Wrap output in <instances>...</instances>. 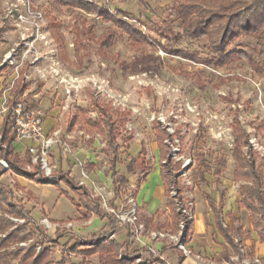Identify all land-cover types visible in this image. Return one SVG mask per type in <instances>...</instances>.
I'll return each instance as SVG.
<instances>
[{
	"label": "rangeland",
	"instance_id": "1",
	"mask_svg": "<svg viewBox=\"0 0 264 264\" xmlns=\"http://www.w3.org/2000/svg\"><path fill=\"white\" fill-rule=\"evenodd\" d=\"M93 1L112 9H122L128 17L140 16V22L135 25L153 43L136 46L128 35L111 21L102 17L99 19L92 17L80 8H71L66 5L56 6L49 0H33L34 6L43 12L44 26L51 47L54 49V58L58 61L62 72L73 78L86 79L99 76L104 80V84L109 90V96L104 99L112 101L113 109L130 111L122 138L118 139L122 144V150L125 149L122 155L123 163L117 167L119 172L126 174L125 163L128 161L126 152L133 156L137 155L141 141L144 142L147 150L145 159L150 160L153 167H158L159 150L156 148L152 122L159 123V127L168 136L165 138V144L168 145L169 154L172 147L180 149L177 156L173 158L175 162L179 160V171L182 169V163L186 159H190L185 169L187 176L192 181L190 189L192 195L188 198L193 202V211L198 218L201 215L202 204L204 222L212 227L214 239L217 238L204 196L209 194L218 201L219 192L224 191L223 221L229 224L228 211L240 222L244 220L246 212L237 206L240 200L238 184L232 180L231 147L234 137L231 124L236 113L239 123L249 134L253 148L264 155V70L260 73L254 72L251 66L242 59H233L222 66H214L206 65L202 60L190 61L166 52V49L171 47L168 42L169 36L180 31V20L171 15L174 0ZM3 2L4 0H0V13ZM89 28H91L90 34L93 39L88 40V37H83V43L87 44L80 51L82 59L79 62L74 47L76 31ZM161 28L167 31L166 34L169 36L166 37L165 34L161 36ZM110 30L114 32L111 39L112 44L109 48L102 50L99 47V41ZM10 38L7 41H0V60L3 52L11 45L12 41H15L12 30H10ZM233 44L236 49L250 52L251 47L255 44V39L239 36ZM181 47L199 52V56L202 58L212 56L203 39L185 38L181 42ZM42 55L47 58L41 59V66L47 68L48 56L51 54L46 53L44 49ZM12 75L13 69L10 67H5L0 71V89L2 85L10 83ZM89 83L90 80H87L77 96L78 99L73 98L72 100L73 102L78 100L80 105L86 108L91 104L89 102V92L91 91ZM72 84H76V82L73 81ZM36 88H39V92L28 99L27 104L41 108L46 115H50L49 117L54 119L52 114L56 111V107L65 101L63 82L48 78L42 83L31 84L28 91ZM4 95L7 94L0 93V108ZM49 111L52 114H47ZM258 126H262L263 130L257 131L255 128ZM87 127L82 124L79 130L84 134L79 136L77 133L73 138L68 139V149L65 151L61 145L65 138L61 137V144L58 143L48 151L47 161L67 172L76 182H78L76 175L79 174V170L86 171L88 179L83 185L92 195L100 197L101 211L109 215L106 207L124 205L125 194L131 193L136 201V192L139 189L137 179L143 173L142 166L138 161L133 167V173L127 174L129 177L127 189L114 198L107 171V157L101 152L104 141L99 134L93 133V142L90 145L86 144V140L91 136L86 133L85 128ZM129 136H131V140L125 144L122 139ZM26 146L25 142L23 146L20 141L14 142V148L17 152H21V156L27 149ZM198 155H203L208 164L204 182L199 181L195 176L194 160ZM219 161H222V164ZM218 168L221 170L219 176L215 173ZM0 179L3 183L9 181L6 173ZM155 181V176L150 175L149 185L154 184ZM59 186L67 193L60 195L61 191L55 185L37 183L35 187H32L36 199L27 193L25 195L27 199L25 206L27 209H32L33 217L29 214L30 226L38 227L37 240H43L45 245L52 247L53 258L56 261L63 258L65 264H86L87 261L98 263L97 255L84 256L80 252L82 247H79L72 257L68 256V249L77 239L89 240L92 234H101L107 230L105 217L93 216L87 224L65 230L61 228L63 231L60 232V236H57L55 232L56 223L50 222L49 218H47L49 226L41 222V219L46 216L45 210L41 208L42 203L50 209L52 216H67L64 219L65 222L78 221L76 220L77 215H74L77 208L69 198L72 197L76 200L73 192L63 184ZM173 190L172 188L169 191V197L173 196L171 192ZM137 211L139 213L144 211V207L138 205ZM0 214L6 217L5 214L8 213L0 211ZM163 217H167L171 221V212L168 208ZM14 226L0 232V235L13 230ZM121 236L122 234L118 237L122 238ZM3 238L0 236V241ZM46 238H53L54 244ZM18 243L11 242L6 249L8 251L15 250L19 247ZM134 247L137 248L140 245L136 243ZM243 247L247 249L246 245ZM17 261V258L9 257L6 263L0 264H14Z\"/></svg>",
	"mask_w": 264,
	"mask_h": 264
},
{
	"label": "trees",
	"instance_id": "2",
	"mask_svg": "<svg viewBox=\"0 0 264 264\" xmlns=\"http://www.w3.org/2000/svg\"><path fill=\"white\" fill-rule=\"evenodd\" d=\"M54 5H66L68 7L80 8L86 12H93L105 20L111 21L128 35L131 42L136 46H144L152 44L148 36L136 27V23L140 22V16L128 17L127 13L119 8H113L114 15L108 12L107 7L86 0H49ZM171 15L180 20V31L173 33L171 36L166 34L167 31L160 29V34L169 36L170 48L166 52L177 55L190 61L202 60L206 65L222 66L233 59L245 60L254 72H262L264 70V0H174L171 7ZM126 17V18H124ZM131 20H134L131 22ZM91 28L87 30H77L75 38V52L81 62L80 51L86 46L83 43V37L88 40L93 39L91 36ZM114 32L109 31L99 41V47L102 50L109 48L112 44ZM239 36H247L255 39V44L251 47L250 52L243 49H236L233 44ZM203 39L207 50L212 54L211 57H200V53L191 51L188 48L181 47L183 39ZM163 48H166L162 46ZM198 58V59H197ZM27 85L22 83L20 79H16L12 87V99H20L27 101L35 95L39 88L23 95L27 89ZM90 93V100L94 107L98 109L99 116L95 120H90L85 116L82 108H76L74 111L68 110L63 116L64 129L73 130L76 126L82 127L85 124L89 128L87 133L99 134L104 146L101 152L107 157V171L109 172L114 198H117L127 189L129 177L127 174L133 173V167L139 161L142 170L147 172L151 169V161L146 160L147 150L144 142L140 143V150L137 155L133 156L126 152L128 161L125 163V173L118 170V165L123 163L122 132L128 121L129 110L113 109L112 101L106 100L101 96L95 97ZM154 129L155 142L159 150V167L161 178L166 193V206L171 212L172 231H176L182 214L176 211V201H184L185 185L182 178L178 177L180 167L179 160L174 161L169 154L168 145L165 144L166 134L159 127L157 121L152 122ZM233 143L231 147V158L233 162L232 180L238 184L240 192V200L238 206L244 208L248 215L253 230L256 232L258 239L264 242V155L251 146L249 134L239 123L236 113L231 124ZM262 131L263 127L255 128ZM168 137V136H167ZM131 140V136L123 138L126 144ZM14 129L12 126V118L10 114H6L0 125V158L7 162L8 169L20 176H24L29 180L39 183H50L55 185L61 193H67L60 188L63 184L70 189L76 200L69 197L76 205L79 215L78 220H88L92 215H102L99 209L101 199L92 195L84 185L77 183L69 174L61 168L51 173L50 177L44 178L40 163L31 164V169L27 170L26 166L30 164V154L26 150L23 157L15 151L14 148ZM93 142V136L87 140L88 144ZM195 161V176L199 181L206 180L208 164L203 155H198ZM192 161V162H194ZM222 164V161H219ZM3 170H0V174ZM217 176L221 170H215ZM143 177L138 178L140 182ZM17 188H21L15 183ZM175 190V195L169 197V191ZM32 197L31 193H28ZM207 205L213 215L215 227L228 243L233 253L239 254V243L235 241L236 237L241 240L247 238L250 233L242 229V225L238 224L233 227L223 225L222 208L225 202L224 191L219 194L218 202L209 195L205 194ZM0 211L6 212L13 216H29V211L21 204V202L13 196L11 189L0 183ZM140 221H143L148 227L151 217H145L139 213ZM31 219L21 225L15 226L0 241V263H6L9 257L17 258L14 264H65V260L61 258L56 261L53 258V250L49 245H45L43 240L38 241L36 232L38 227L32 228L29 224ZM52 223L63 224L65 220H50ZM115 220L112 215L108 216L109 230L114 228ZM13 223L8 218L0 214V232L8 229ZM162 227L161 223L155 225V229ZM168 227V226H167ZM192 222L190 223L186 235L188 238ZM166 228V227H165ZM65 230V229H63ZM57 227L55 232L60 236L63 231ZM106 233L102 235H93L89 240L77 239L75 243L68 249L70 252H80L84 256H90L97 253L98 264H125L138 253L136 251H127L126 243L120 245L115 240H108ZM129 237V235H128ZM186 238V241L188 240ZM29 240L27 248L17 247L15 250L8 251L6 248L11 242H23ZM54 244L53 238H46ZM40 246L39 250L36 249ZM121 254V257H119ZM226 259L229 258L227 254ZM182 256L179 257V260ZM86 264H92L87 261ZM137 264H147L142 261Z\"/></svg>",
	"mask_w": 264,
	"mask_h": 264
},
{
	"label": "built area",
	"instance_id": "3",
	"mask_svg": "<svg viewBox=\"0 0 264 264\" xmlns=\"http://www.w3.org/2000/svg\"><path fill=\"white\" fill-rule=\"evenodd\" d=\"M86 1L95 2L93 0ZM105 7H107L108 12L114 15L112 8L108 6ZM87 14L97 19L100 18L99 15L93 12H87ZM0 20V41H7L12 38H10V30L14 32L15 38V41H12L11 45L3 52L0 60V71L5 67L13 69V77L11 78L10 83H6L5 86L2 85L0 89V93L3 92L4 94H7L3 96L4 99L0 108V125L3 117L6 114H10L15 141L27 143L26 150L30 154V164L26 166V169L30 170L31 164L39 162L40 168L43 171V177L48 178L52 172L58 169L57 165H52L50 161H47L48 151L58 143L61 144V137L65 138V141L61 144L62 149L65 151L68 149V139L73 138L77 133L79 136L84 134L79 130L81 128L78 126L71 131L64 129V114L68 110L74 111L76 108H82L85 111L86 117L90 120H95L99 116L98 109L92 105L90 99L89 102L91 104L86 108L85 106H81L78 100L73 102V98L78 99L77 96L87 80H90L89 86L95 97L101 96L102 98H105L109 96V90L106 88L104 80L99 76H93L91 78L87 77L86 79L81 77L73 78L69 74L62 72L58 61L53 56L54 49L51 47V42L45 30L43 12L34 6L33 0H4L2 11L0 13ZM44 49L46 53L51 54L48 56L49 64L47 65V68L41 66V59L47 58L42 55ZM48 78L63 82V89L66 95L65 101L60 103L54 112V126L46 130L44 127V122L47 116L46 113L39 107L27 104V101L17 98L12 99L11 92L13 83L16 79H20L22 83L29 87L36 82L42 83ZM73 81H75L76 84H72ZM83 81L84 83H81ZM24 95L25 94L22 96ZM251 146L253 147L252 143ZM179 151L180 149L172 147L170 156L175 158ZM189 162L190 159H186L182 163V169L177 175L182 178V182L185 185L184 195H186L184 201H176V211L182 214V219L179 221L176 231L164 229L158 230L146 227L145 223L139 219V212L137 211L138 205L131 193L124 195L126 201L121 207H106L109 215L113 216L116 225H121L126 229L130 243H138L140 245V247L137 248L140 249L139 253L141 254L144 250L148 251L160 259V264L173 263L166 257V255H163L159 250L152 247L149 244L150 242L160 243L165 247L173 246L180 252L182 257L191 254V250L187 246L186 241V231L190 223L194 220V204L191 199L188 198L192 195L190 191L192 181L189 179L185 171ZM0 166L1 170H3L0 174V178L5 173L9 177L8 182L3 183L0 179V183L7 185L11 189L13 196L23 205L24 201H26V193L21 188H15L14 174L8 169L7 162L4 159L0 158ZM87 179L88 173L83 169H80L77 176V183L83 185ZM171 192L174 196L175 190ZM5 216L12 221L13 226L24 224L28 220L27 215L14 217L11 214H5ZM41 222L44 225L49 226V221L46 217H43ZM223 225L226 226L224 221ZM56 227L69 229L70 227H75V223L67 221L61 225L56 224ZM7 233L8 232H6V234ZM6 234L0 236L5 237ZM112 237L113 233L106 235L107 239ZM29 242V240L19 242L17 246L22 248L27 247ZM39 248L40 246L37 245L36 249L39 250ZM68 254L69 257H72L73 255L70 251ZM119 257H121V254ZM140 260L141 257L136 255L131 261H128L125 264H136ZM211 263L212 262L210 261V264ZM221 264H264V262H262L257 256L250 257L247 255L245 247H243V244L239 243V254L232 253L229 258L223 260Z\"/></svg>",
	"mask_w": 264,
	"mask_h": 264
},
{
	"label": "crops",
	"instance_id": "4",
	"mask_svg": "<svg viewBox=\"0 0 264 264\" xmlns=\"http://www.w3.org/2000/svg\"><path fill=\"white\" fill-rule=\"evenodd\" d=\"M28 88L23 92V94L26 95L28 92H30V91H28ZM47 114H52V113H51V111H49ZM52 115H54V113ZM49 116L48 115L46 116V119L44 122V127L47 130L50 129L51 127H53L55 124V120ZM85 116H86V114H85ZM88 128L89 127L85 128V130ZM86 133H87V131H86ZM88 134H90V133H88ZM90 135H91L90 137H92V134H90ZM90 137L88 139H90ZM87 140H86V144H88ZM23 144L24 143H22V146H23ZM155 144H156V142H155ZM88 145H90V144H88ZM156 148L158 149L157 144H156ZM25 152H26V150H25ZM25 152H24V154H25ZM17 153L19 154V156H21L20 155L21 152L20 153L17 152ZM24 154H23V156H24ZM23 156H21V157H23ZM106 164H107V162H106ZM58 169H60V168L58 167ZM142 172L143 173L139 178L143 177V179L140 182L137 181L139 189L136 192V201H137L138 205L140 207L141 206L144 207V211H142L140 213L143 214L145 217H151L152 218L150 221V224L148 225V228L155 229L154 228L155 225L157 223H161L162 227H160L159 229L172 230L173 228H171L172 227L171 221L167 217L166 218L163 217L165 214V211L167 209V206H166L167 197H166V193H165L164 184H163V181L161 178L159 162H158V167H153L152 163H151V169L147 172H144L142 170ZM150 175L151 176L154 175L156 178V181L154 182V184L149 185L148 180L150 178ZM69 176L72 177L71 175H69ZM77 176H78V174L76 175V178H77ZM109 178H110V176H109ZM14 180H15V183H18L21 186V189H23V191L25 193H27V194L31 193L32 196H34V198L36 199V194H35L34 190L32 189V187H35L37 185V183H39V182L29 180V179L25 178L24 176H20V175H16V174H14ZM15 188H17V187L15 186ZM220 192H219V194H220ZM59 194L61 195L62 193H59ZM224 195H225V193H224ZM204 199H205V196H204ZM218 200H219V196H218ZM205 201H206V199H205ZM25 202H27V199L23 203L24 207L27 209V207L25 206ZM216 202H218V201H216ZM74 205H75V203H74ZM206 206L208 207L207 201H206ZM237 206H238V204H237ZM164 207H165V209H162ZM41 208H43L45 210V213H46L45 217L49 218L50 220L51 219H53V220H60V219L64 220L65 217H67V216H64V217L52 216L50 214V209L48 207H46L44 205V203L41 204ZM238 208H241V207L238 206ZM99 209L101 211L100 206H99ZM208 209H209V207H208ZM242 209H244V208H242ZM27 210L29 211L30 216H32V209L29 208ZM209 211H210V209H209ZM244 211L246 212V215L244 216V220H242V222L244 221V223L240 222L236 216H234L230 211H228L227 215L230 218V222H229V224L228 223H225V224L228 227H233V226H236L238 224H241L242 229L248 231L250 233V235L243 240H241L239 237H236L235 241L243 244L244 246L245 245L247 246L246 247L247 248L246 249L247 255H249L250 257L257 256L260 258V260L262 262H264V242H261L258 239L256 232L253 230V226L250 222L249 215L245 209H244ZM210 213H211V211H210ZM101 214L102 215H97V214L92 215L88 220L76 219L78 221L73 222V223H75V226L87 224L90 222V219L93 216H101V217H105L107 219L105 224L107 227H109L108 226V216L109 215L107 213H103L102 211H101ZM74 215H77V216L79 215L77 209H76V213H74ZM211 216H212V225L216 231L217 238L214 239V233L212 231V227H210L209 224L206 225L204 222V216L202 213V204H201L200 218H198L197 214H194V220L192 222V227L190 229V232H189V235L187 238L188 239L187 240V246L190 248L191 254L186 256V257H182L181 260H179V257L181 256L180 252L176 248H174L173 246L165 247V246H162L160 243H156V242H153V243L150 242L149 244L152 247H154L155 249L159 250V252L162 253L163 255H166V257L169 258L173 264H210V261L212 262L211 264H221V262L223 260H227L225 256L227 254L230 256L233 253V250L230 248L228 243L225 241V239L222 237V235L216 229L212 213H211ZM104 233H106L107 235L110 233H113V237L108 239V240H115L120 245L126 243L128 252L138 250V253H136L133 256V258L136 255H139L141 257V260L138 263H141L142 261L147 262V264H160L161 263L160 259L157 256L149 253L146 250L142 251L140 254L139 253L140 249H137L138 247L136 248V247H134V244L130 243L128 233L124 227L117 226L115 223L113 229L109 230V228H107V230L102 232L100 235H102ZM121 234H122V236H121L122 238H119L118 236ZM93 235H95V234H92L91 236H93ZM96 235H99V234H96ZM74 254H76V253L73 252V255ZM95 254L97 255V253H95ZM95 254H92V255H95ZM92 255H90V256H92ZM97 258H98V255H97ZM131 260H129V261H131ZM92 264H98V263L92 262Z\"/></svg>",
	"mask_w": 264,
	"mask_h": 264
}]
</instances>
